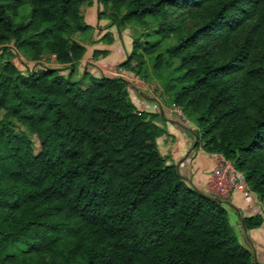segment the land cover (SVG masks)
Segmentation results:
<instances>
[{"label": "trees", "instance_id": "16d2710c", "mask_svg": "<svg viewBox=\"0 0 264 264\" xmlns=\"http://www.w3.org/2000/svg\"><path fill=\"white\" fill-rule=\"evenodd\" d=\"M97 1L119 27L159 17L160 39L132 36L119 67L146 78L152 58L168 102L197 123L195 146L230 158L264 200V0ZM91 2L0 0V47L34 63H0V264H262L226 201L160 152L164 112L137 108L120 76L74 75ZM185 13L199 18L182 28ZM44 52L62 67L38 66Z\"/></svg>", "mask_w": 264, "mask_h": 264}, {"label": "crops", "instance_id": "0c3cea01", "mask_svg": "<svg viewBox=\"0 0 264 264\" xmlns=\"http://www.w3.org/2000/svg\"><path fill=\"white\" fill-rule=\"evenodd\" d=\"M101 8L102 5L97 0H92L91 3L82 6L83 20L87 28L76 32L74 38L84 45L85 50L76 62L75 76L85 71L94 76L114 75L115 69L119 68L120 63L127 58L132 48L131 33L124 26L110 24L106 17H100L98 11ZM38 61V66L43 64L62 67L63 65L56 61L53 54L47 52H44ZM66 71L65 66L60 70V72ZM129 95L137 108L160 111V104L150 95L145 97L130 91ZM166 109V112L163 110L162 118H156V122L165 129L156 138L160 152L166 157L167 162L176 165L180 174L190 183L209 193L206 184L209 173L215 165L213 155L201 146L196 147L197 135L193 128L177 116L171 115L168 107ZM227 200L232 203L231 205L226 202L229 221L234 229L237 224L241 229L240 235L237 233L238 237L245 243L247 242L256 260L264 264V200L245 185L233 191ZM256 213L262 215V222L245 229L242 223L243 217Z\"/></svg>", "mask_w": 264, "mask_h": 264}, {"label": "rangeland", "instance_id": "374dc122", "mask_svg": "<svg viewBox=\"0 0 264 264\" xmlns=\"http://www.w3.org/2000/svg\"><path fill=\"white\" fill-rule=\"evenodd\" d=\"M26 12H27V8L20 9L19 17H24L26 15ZM175 15H177V13ZM198 18L199 16H190V15H187V13H185V14H179L178 18L174 19V21L176 23L179 22L181 24V27L185 28V26L189 23V21H192L195 19L197 20ZM159 20H160L159 17H147L142 23H137V22L128 23L124 25V28H126L134 38L139 39V41L152 42L156 38L160 39V37L158 36V34L155 33V30H154L157 27ZM169 42H171L170 38L162 40L161 43H162V46H165ZM10 57L23 70L30 68V67L32 68L34 66V63L32 61H28L29 65H25V60L23 61V59H20L19 55L14 54L12 49L8 48L7 45L0 47V63L5 58H10ZM152 62H153L152 58H149L147 61L146 67H148V69L150 70L149 72L150 75L146 78L140 76L139 74L137 75L129 71L127 72L128 76H126V78L129 79V82L126 81L128 90L131 93L142 95L140 93V90H141L145 94L150 95L156 100V102H158L162 106L164 112L167 111L166 107H168L171 112V115L173 114V116L175 115L178 118H180L183 122L188 123L189 126L193 128L194 133H197L198 129H197V123L195 119L188 118L181 109H175L174 108L175 106L172 103L168 102V97L162 91L161 80L156 76L155 71L151 69L150 67ZM178 110H180L181 114L177 112ZM182 115L187 117L188 120H184ZM12 127L16 133L23 132V133L28 134L31 137L34 151L35 152L39 151L40 144H39V140L35 133L30 132L24 125L16 121L12 122ZM225 207L228 208L227 203H225ZM235 229L237 233L240 235L241 229L239 227V224H237V227H235ZM20 247L21 246H18V249H20Z\"/></svg>", "mask_w": 264, "mask_h": 264}, {"label": "built area", "instance_id": "2783aa9c", "mask_svg": "<svg viewBox=\"0 0 264 264\" xmlns=\"http://www.w3.org/2000/svg\"><path fill=\"white\" fill-rule=\"evenodd\" d=\"M16 54L19 55L20 59H23V61L25 60V65H29L28 60H26L21 53ZM127 74V71L120 67L114 71V75L120 76L129 82V79L126 78V76H128ZM174 108L180 109L176 106ZM177 112L181 114L180 110ZM182 117L184 120H188L184 115H182ZM211 154L215 159V165L209 173L206 184V189L209 193L218 195L222 199L227 200L233 191L242 188L243 185L247 187L243 173L235 167L230 158L217 151H212Z\"/></svg>", "mask_w": 264, "mask_h": 264}, {"label": "water", "instance_id": "95a60500", "mask_svg": "<svg viewBox=\"0 0 264 264\" xmlns=\"http://www.w3.org/2000/svg\"><path fill=\"white\" fill-rule=\"evenodd\" d=\"M140 93H141L142 95H144L145 97H149L147 94H145V93H144L143 91H141V90H140ZM159 108H160L161 113H163V108H162L161 105L159 106ZM193 186H194V185H193ZM194 188L197 189L199 192H201V193H203V194L209 196V197L212 198V199H220V197H219L218 195L209 194V193H207V192H205V191L199 189V188L196 187V186H194ZM223 200H224V199H223ZM224 201H226L227 203H229V204L232 205V203H230L228 200H224ZM242 223H243V225H244V221H243V219H242ZM254 259H256V258H255V255H254Z\"/></svg>", "mask_w": 264, "mask_h": 264}]
</instances>
